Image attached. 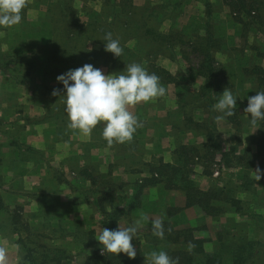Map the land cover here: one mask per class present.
<instances>
[{"label":"rangeland","instance_id":"obj_1","mask_svg":"<svg viewBox=\"0 0 264 264\" xmlns=\"http://www.w3.org/2000/svg\"><path fill=\"white\" fill-rule=\"evenodd\" d=\"M115 1L26 0L22 22L11 28H0V59L3 55L12 58L11 61L2 60L0 62V66H2L0 67V94H2L0 95L2 99L0 110L2 104H6L8 99V102H11L9 105L14 106L15 103L11 100L23 97L37 101L41 108L40 122L41 119L46 120L52 116L61 118L64 116L63 114L67 115L62 98L52 94L55 89H60L61 95L63 94V85L57 82V76L85 64H91L95 68L101 69L105 75L122 72L125 70L126 64L135 62L140 63L149 73H155L163 82L175 83L197 78L196 73H192V70L197 69L203 58L199 52L194 50L198 43L197 37H200L199 39H202V36L206 37L203 23L208 14V9H205L207 0H129L128 3L125 2L126 0H118L117 3ZM176 1L183 3V14L175 23L170 20L163 21L161 16L154 19L144 17L146 10L152 6L168 2L175 3ZM225 3L232 5H228L230 6L231 16L233 20L241 21L239 27L242 30H239V32L245 35L244 38L246 39L242 42L239 40L238 47L235 49L239 51V55H243L242 58L246 57L247 61H250V63L245 62L244 64L250 65V69L255 72L260 67L258 62L262 57L256 59L254 57L258 54L264 55V0H226ZM241 5L247 7L248 10L241 11ZM216 19L214 18V22L211 24L210 36L216 43V49H220L221 46H226V40L218 23L222 20L217 21ZM254 22L259 23L258 26ZM109 32L112 33L113 38L120 40V45L123 48L120 58L105 51L103 39L106 33ZM246 53L247 55H245ZM220 54L224 64L215 59V68L223 75V71L229 72V70L239 67L235 65L236 58L229 55V59H227L228 55ZM169 55L174 59L169 58ZM251 56L253 58H250ZM8 66H10L9 72L5 74L4 70ZM177 69L183 71V74H178ZM223 80L221 79V81ZM166 95L167 92L163 97L156 98L148 103H141L138 106L141 107L143 113L144 110L151 108L159 110L162 105L166 104L169 109L171 107L174 109L169 110L172 112L173 119H175L176 114L178 117L188 115L191 122H193V117L197 118V112L192 113L195 110L194 107L185 111L179 107L175 108L174 99H170L169 102ZM180 96L186 98L187 104L192 103L191 93L184 91V93H180ZM240 117L241 119H231L234 133L232 136L222 137V147L225 151L236 148L239 154L247 149L254 160L260 151L261 141L264 142V121H259L253 127L249 123L250 114L247 118L243 115ZM177 119L179 118H176L174 122ZM177 126L174 123V127ZM99 127L89 135H92L93 140L104 143V149L107 151L112 149L123 151L129 149V147L132 148L131 144H129L130 146L114 144L109 148L100 132L101 127ZM66 133L68 134L67 131ZM183 160L179 158V163H183ZM109 161L111 160L107 159V162ZM89 163H91L89 166H86L84 170L80 168V171H84L82 172L84 173L83 178L89 181L90 187H92L88 188L85 197L90 208L93 207L92 218H96V221L100 222V224H95L100 232L105 227L99 200L104 198V194L111 196L112 191H115L118 184L110 180L109 164L103 166L105 162H94V159H90V157ZM220 165L221 160L218 157L214 163L210 164L205 163L202 159L200 161L194 160L190 163L189 168L193 172L192 178L198 185L201 184L200 187L202 188H207L208 185L222 186L226 184L232 189L235 186L240 187L238 184L242 181L244 182L242 185L249 184L252 194H240L238 197L242 201L243 211L235 213L234 208H229L226 205L224 213L219 216L220 224L218 225L215 223L216 220L202 217L192 208L183 213L182 217L178 215L172 218L173 227L179 229L184 223L185 228H202L205 226L206 230L196 234L201 238L209 237L211 239V242L206 245L207 251L214 250L216 233L219 229L231 232L232 235L244 229L250 230L252 237L264 242L263 175L261 176L258 167L246 172L247 176L246 174L242 176L239 174V169H226L224 165L222 169ZM218 168L220 169L219 176H214ZM58 172L56 175L59 181H66L64 174L60 170ZM210 173L212 175H209ZM79 177L78 174L74 173L70 179L73 185L82 188L79 185L82 179H79ZM240 179L242 180L240 181ZM157 189V191L151 193L152 200L147 205L146 212L150 213V217L148 216L149 221L164 219L167 217L169 209L184 203L182 197L185 196L181 192L166 191L162 186ZM170 204L173 206L171 207ZM153 214H156V216H153ZM135 215V219H138V221L139 218L145 217L141 211ZM133 223L131 219H128L124 222V225L128 227ZM222 225H224V228ZM151 226L139 225L138 238L133 241L141 259V264H150V254L152 252L165 251L168 253L169 250L183 248L182 245L177 243L166 244L164 240L154 236L149 228ZM83 231L86 238V234H89L91 227L83 229ZM37 240L40 246L42 242L40 239ZM142 241L145 242L143 247ZM147 243H149V246H147ZM33 245L36 246L37 242H33ZM79 248L80 246H77V249L69 250L70 254H65L67 252L63 250L65 251L64 257H67V255L69 258L78 257ZM57 249L59 248L51 249L49 252L52 254ZM37 250L35 251L36 259L41 257L42 246Z\"/></svg>","mask_w":264,"mask_h":264},{"label":"crops","instance_id":"obj_2","mask_svg":"<svg viewBox=\"0 0 264 264\" xmlns=\"http://www.w3.org/2000/svg\"><path fill=\"white\" fill-rule=\"evenodd\" d=\"M206 4H208L205 8L208 9V14L203 23L205 36L214 18H217V21L222 20L218 23L226 40V46H221L220 49L215 47L213 57L224 64L220 53L228 55L227 59L230 55L237 59L235 65L244 69L238 67L229 72L223 71L225 82L219 87L215 83L213 88V82H207L204 76L199 75L200 65L192 70V73H196V79L191 78L175 83L160 81L166 89V98L169 102L170 99H174L175 108L179 107L184 111L193 107L197 109L192 111L193 114L197 112V118H192L193 122L188 115L178 117L177 114L175 119H179L174 122L172 112L169 111L174 109L173 107L169 109L166 104L162 105L159 110L151 108L144 110L143 113L138 104L129 110L141 126L136 129L133 139L124 143L127 146L131 144L132 148L129 147L123 151L117 149L107 151L104 149L105 144L93 140L92 135H84L78 130L70 129L66 114H63L61 118L52 116L46 120L41 119L40 122L41 108L36 100L20 97L11 100L15 103L14 106L9 105L11 103L8 102L9 99L6 104H2L0 110V246L8 249V264H31L28 250L38 251L37 248L40 249V246H42L41 255L55 248L65 250L66 254H70L69 250L73 248L75 250L77 246H80L79 256L69 258L67 255L68 259L63 260L62 264H82L85 261L88 233L86 232L85 238L83 229L91 227L89 233L94 231L97 236L99 231L95 224H100L96 218H92L94 210H92L93 207L90 208L85 197L90 182L84 180V173H82L84 171H80V168L84 170L91 164L89 157L94 159V162H105L103 166L109 164L110 180L118 184V187L128 190L138 180L147 176L150 165L158 164L160 161L177 163L182 147L194 148L201 155L205 154L209 145L207 135L210 130L208 129L209 111L207 108L210 106V100L207 99L208 93H206L209 89H213L212 105L217 102V96L228 87L238 100L235 108L236 115H234L236 117H227L216 122L217 131L221 137L233 135L234 126L231 119H241V115L248 117L244 111L248 106L247 97L255 96L256 91L264 90V86H261V77L250 69V65L244 64L250 61H247L246 57L242 58L243 55H239V51L235 49L238 47L239 40L241 42L246 40L245 35L239 32L242 30L239 27L241 21L233 20L230 6L224 0H207ZM199 38L197 37V40H201ZM169 58L174 59L171 55ZM256 58H260L258 65L264 71V55L258 54L254 57ZM177 70L178 74H183V71ZM184 91L191 93V104H187L186 98L180 96V93ZM215 114L216 116L221 115L216 111ZM174 123L178 126L174 127ZM107 159L111 161L107 162ZM58 170L64 174L66 181H59L56 175L59 173ZM74 173L82 179L79 184L82 188L76 187L77 185L71 182L70 178ZM210 187L212 185L200 188L207 190ZM154 188L145 190L142 206L123 218L120 222L122 228L125 227L124 222L128 219L132 222L138 221L135 219V214L139 211L145 215L139 218V225H152V221L148 218L150 213L146 210L152 200L151 193L157 191L159 186ZM182 199L184 203L180 206L175 205L174 208H185V197ZM170 206L173 205L170 204ZM188 210L184 209L173 218L178 215L182 217V214ZM14 218L17 222H14ZM185 226L184 223L179 229L173 228L180 231L186 229ZM243 231L248 233L249 238L257 240L251 236L250 230H241ZM37 239L42 242L40 246ZM33 242H37V245L34 246ZM144 243V241L141 242L142 247ZM56 245L58 247L54 248Z\"/></svg>","mask_w":264,"mask_h":264},{"label":"trees","instance_id":"obj_3","mask_svg":"<svg viewBox=\"0 0 264 264\" xmlns=\"http://www.w3.org/2000/svg\"><path fill=\"white\" fill-rule=\"evenodd\" d=\"M115 2L117 3L118 0ZM125 2L128 3L129 0ZM229 5L231 4L229 3ZM240 8L242 9L241 11L247 9L244 5H241ZM248 13L251 14L249 11ZM182 14L183 3L176 1L175 3L168 2L154 5L146 10L144 17L146 19H154L161 16L163 21L170 20L175 23ZM113 18L115 19V17ZM254 23L257 26L259 24L257 22ZM210 35L211 29L209 27L206 31V37L198 40L194 51L199 52L203 58L199 66V75L204 76L207 82H213V88L215 83L219 87L225 82V73L223 75L222 72L215 68L216 61L213 57V50L216 47V43ZM11 59L7 55H3L0 62L2 60L11 61ZM9 67L5 68V74H8ZM255 73L261 77V86H264V71L259 67L255 70ZM221 79L224 80L221 81ZM212 88L206 92L208 93L207 99L210 100V106L207 107L209 111L208 129L210 130L207 135L209 145L205 154L201 155L194 148L182 147L179 151V158L184 159L183 163H178V161L172 164L160 161L158 164L150 165L147 176L138 180L131 189L125 190L115 187V191H112L114 194L111 196L104 194L103 197L105 199L102 198L99 201L105 228L113 231L118 230L123 218L142 206L145 190L158 186H162L167 191L184 193L186 203L184 209L193 208L200 216L216 220L215 223L218 225L220 224L219 216L224 213L226 205L229 208H234L235 213L243 211L242 201L238 197L240 194H252L249 184L242 185L244 183H239L240 187L235 186L232 189L226 184L222 186L215 185L204 190L194 181L192 178L193 172L189 168L190 163L194 160L200 161L202 159L205 163L210 164L215 162L217 156H220L221 165H224L226 169H239V174L242 176L246 174L247 176L246 172L258 167L261 176L263 175L264 178V142L261 141L260 151L254 160L247 149L240 154L236 148L229 151L223 149L222 137L217 131V124L214 120L216 114L212 105ZM100 132L102 133V128H100ZM209 175L212 174L210 173ZM130 190H132L131 193ZM182 210L183 208H171L168 210L167 217L162 219L165 232L162 240L166 244L177 243L183 246L182 249L169 250L167 253L173 260L178 258L179 264H264V242L249 238L248 233L244 231L232 235L231 232L219 229L216 233L217 238L212 251H207L206 249V245L211 242V239L209 237L201 238L196 234L206 230L205 226L202 228L190 227L176 231L170 220ZM14 222H17L16 218H14ZM222 227L224 228V225ZM149 228L152 231V226ZM95 238L96 234L94 231L88 234L87 244L85 245L86 258L82 264H141L138 253L134 260L129 259L124 254H120L118 257H113L109 253L102 254L99 242ZM54 251L52 254L51 252L44 253L36 259L35 251L29 249V262L31 264H62L63 260L68 259L66 256L64 257L62 250L57 249Z\"/></svg>","mask_w":264,"mask_h":264},{"label":"clouds","instance_id":"obj_4","mask_svg":"<svg viewBox=\"0 0 264 264\" xmlns=\"http://www.w3.org/2000/svg\"><path fill=\"white\" fill-rule=\"evenodd\" d=\"M26 0H0V28H11L19 25L23 19ZM103 42L105 51L120 58L123 48L118 38L106 33ZM91 51V50H90ZM57 82L63 85L53 90V96L62 98L68 116V127L89 135L97 126L102 128V137L107 146L124 144L133 139L140 122L129 110L141 104L154 101L166 94L165 87L155 73H149L140 63L126 64L124 71L105 75L101 69L91 64L71 69L57 76ZM248 106L245 113L250 114V126L255 127L264 121V90L256 91L255 96L247 97ZM237 98L230 88H225L217 96L213 110L221 113L214 117L216 122L236 115ZM260 178V177H259ZM139 221L118 230L102 228L96 236L101 253H109L113 257L120 254L129 259L137 256L133 241L138 238ZM152 234L159 239L165 236L163 221H152ZM150 264H179L178 258L173 260L165 251L152 252ZM0 264H8V249L0 246Z\"/></svg>","mask_w":264,"mask_h":264},{"label":"built area","instance_id":"obj_5","mask_svg":"<svg viewBox=\"0 0 264 264\" xmlns=\"http://www.w3.org/2000/svg\"><path fill=\"white\" fill-rule=\"evenodd\" d=\"M220 167L223 169V165H220ZM219 171L220 169L218 168V170L214 173V176H219Z\"/></svg>","mask_w":264,"mask_h":264}]
</instances>
